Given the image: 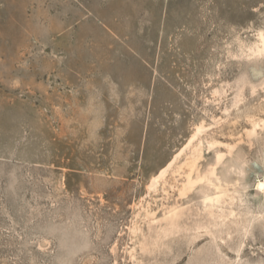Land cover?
Here are the masks:
<instances>
[{
    "label": "rangeland",
    "instance_id": "rangeland-1",
    "mask_svg": "<svg viewBox=\"0 0 264 264\" xmlns=\"http://www.w3.org/2000/svg\"><path fill=\"white\" fill-rule=\"evenodd\" d=\"M263 187L264 0H0V264H264Z\"/></svg>",
    "mask_w": 264,
    "mask_h": 264
},
{
    "label": "bare ground",
    "instance_id": "bare-ground-1",
    "mask_svg": "<svg viewBox=\"0 0 264 264\" xmlns=\"http://www.w3.org/2000/svg\"><path fill=\"white\" fill-rule=\"evenodd\" d=\"M192 143V140H190V142L188 143V144H186V147L185 148H187V146H188V148H189V145ZM184 147H183V149L176 155V157L174 158V160L175 159H177L179 156H180V154L184 151V149H185ZM201 150H199L198 149V147L197 148H195V155L197 154L198 155V157L197 158H200V156H201V152H200ZM217 158H218V160H220V158H221V155L220 154H218V156H217ZM174 160L173 161H171L170 163H169V165L168 166H166L165 168H163L156 176H154L153 178H152V181H151V183L153 184L152 186H154L156 183H157V181H158V179L159 178H162L164 175H165V173L167 172V170H168V168L172 165V163L174 162ZM196 160V159H195ZM195 162V161H194ZM261 187H262V185H261ZM264 188V187H263ZM261 190V189H260Z\"/></svg>",
    "mask_w": 264,
    "mask_h": 264
},
{
    "label": "water",
    "instance_id": "water-1",
    "mask_svg": "<svg viewBox=\"0 0 264 264\" xmlns=\"http://www.w3.org/2000/svg\"><path fill=\"white\" fill-rule=\"evenodd\" d=\"M262 184H259V187H261Z\"/></svg>",
    "mask_w": 264,
    "mask_h": 264
}]
</instances>
